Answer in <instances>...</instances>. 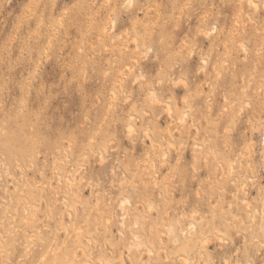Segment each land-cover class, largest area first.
<instances>
[{
    "label": "rangeland",
    "instance_id": "374dc122",
    "mask_svg": "<svg viewBox=\"0 0 264 264\" xmlns=\"http://www.w3.org/2000/svg\"><path fill=\"white\" fill-rule=\"evenodd\" d=\"M262 132L264 0H0V264H264Z\"/></svg>",
    "mask_w": 264,
    "mask_h": 264
},
{
    "label": "bare ground",
    "instance_id": "6f19581e",
    "mask_svg": "<svg viewBox=\"0 0 264 264\" xmlns=\"http://www.w3.org/2000/svg\"><path fill=\"white\" fill-rule=\"evenodd\" d=\"M119 80V79H118ZM169 113V112H168ZM208 124V123H207ZM244 154H245V152H244ZM248 154V153H247ZM242 156H244V155H242ZM248 156V158H249V156H251V154H248L247 155ZM245 157H246V155H245ZM244 158V157H243ZM242 158V159H243ZM241 159V160H242ZM238 161V160H237ZM249 161H250V159H249ZM146 164V163H145ZM148 164V163H147ZM249 164H250V162H249ZM143 165V164H142ZM235 165V164H234ZM248 166V165H247ZM139 167V166H138ZM143 167V166H142ZM142 169V168H141ZM237 169V168H236ZM242 169V168H241ZM246 170V169H245ZM239 171V170H238ZM143 172V171H142ZM144 174V173H143ZM227 174V173H226ZM245 178V177H244ZM254 178V177H253ZM250 179V178H249ZM247 180V179H246ZM253 183V182H252ZM255 183H256V181H255ZM254 185V183L252 184V186ZM255 186V185H254ZM225 187V186H224ZM256 187V186H255ZM257 190H259V188L257 189ZM244 191V190H243ZM257 193H258V196L257 197H255L256 199H254L255 201H253V203H252V206L248 203V212H249V214H250V223H251V225H250V227L253 229V230H256L257 229V232H259L260 230H262L261 228H262V226L264 225V191H262V189H260V191H257ZM34 194H32V195H30L32 198H36V197H38V196H33ZM233 195V194H232ZM189 196V195H188ZM200 197V196H199ZM221 197V196H220ZM233 197V196H232ZM244 197H246V196H244ZM247 198H249V197H247ZM33 199V200H34ZM212 199V198H211ZM242 199V198H241ZM252 199V200H253ZM235 200V199H234ZM37 201V200H36ZM218 201H219V199H218ZM251 201V200H250ZM228 202V201H227ZM230 202V201H229ZM252 202V201H251ZM30 203V202H29ZM186 203H187V201H186ZM244 203V202H243ZM214 204V203H213ZM245 204V203H244ZM247 204V203H246ZM215 205V204H214ZM233 205V204H232ZM120 206H121V208H122V210H123V216L125 215V211H126V201H123V202H121V204H120ZM99 209V208H98ZM224 210V209H223ZM186 211V210H185ZM199 211V210H198ZM194 212V211H193ZM196 212V211H195ZM198 214H199V212H197ZM69 214V213H68ZM196 214V213H195ZM198 214H196V215H198ZM227 214V213H226ZM241 214V213H240ZM69 216V215H68ZM185 216V215H184ZM186 216H187V214H186ZM190 216V215H189ZM200 216V215H199ZM239 216V215H238ZM192 217V216H191ZM195 217V216H194ZM230 217V216H229ZM110 218V217H109ZM204 218V217H203ZM192 219V218H191ZM202 219V218H201ZM184 220H186L185 218H184ZM193 220V219H192ZM191 220V221H192ZM239 220V219H238ZM201 221V220H200ZM230 221V220H229ZM242 221V220H241ZM240 221V222H241ZM109 221H107L106 223H107V225L108 224H110V223H108ZM111 222V221H110ZM244 222V221H243ZM191 223L192 222H189V224L191 225ZM202 223V222H201ZM173 225V224H172ZM170 225V227L167 229L168 230V232H167V234H168V238H170V240L171 241H173V243H177L179 240H180V237H178V234H177V230L174 228L175 226L173 225ZM189 225V226H190ZM196 224H194V226H195ZM202 224H200V226H201ZM168 226V225H167ZM205 227V226H204ZM261 227V228H260ZM182 228V227H181ZM190 228V227H189ZM194 228H196V226L194 227ZM202 228H203V226H202ZM205 228H207V226L205 227ZM203 229V231L204 230H206V229ZM258 228H260V230L258 231ZM188 229V228H187ZM187 229L185 230V229H181L180 230V233H181V238H183V237H186V238H188L187 237V234H188V232H187ZM184 230L186 231V232H184ZM195 230V229H194ZM253 230H250L251 231V234H252V231ZM199 232H200V230H199ZM261 232V231H260ZM203 234V233H206L205 231L204 232H200V234ZM262 233V232H261ZM260 233V234H261ZM214 234H217V233H214ZM263 234H264V232H263ZM190 235H191V233L189 232V237H190ZM209 235V234H208ZM262 235V234H261ZM260 235V236H261ZM140 235H138V236H136V238L137 237H139ZM206 236H207V234L204 236L205 238H206ZM211 236V235H210ZM263 236V235H262ZM192 237L193 236H191L190 238H191V240H192ZM259 237V236H258ZM257 237V238H258ZM264 237V236H263ZM262 237V238H263ZM209 238H211V239H209ZM209 238H207V239H204V238H202V239H204L205 240V245H208L209 244V242H211L210 240H212V237H209ZM260 238V237H259ZM258 238V239H259ZM198 239H200V238H198ZM138 240H139V238H138ZM187 240H189V239H187ZM186 240V243L188 242H191V240L190 241H187ZM207 240H209V241H207ZM263 240H264V238H263ZM136 241V240H135ZM193 241H195V240H193ZM214 241V240H213ZM141 242V241H140ZM208 242V243H207ZM257 242H260V244H261V241L259 240V241H257ZM186 243H184V244H186ZM187 243V245H189V247H190V243L188 244ZM193 243V242H192ZM200 243H201V241H200ZM194 244V243H193ZM193 244H192V246L191 247H193ZM203 244V243H202ZM201 244V245H202ZM203 244V245H204ZM259 244V243H258ZM259 244V245H260ZM263 244H264V241H263ZM262 244V245H263ZM134 245H135V243H134ZM143 245H144V242H143ZM220 245V244H219ZM146 246V245H145ZM197 247H199L198 245H196ZM188 247V248H189ZM220 247V246H219ZM222 247H224V246H222ZM203 248H204V246H203ZM260 248H261V246H260ZM192 249H194V248H192ZM198 249V248H197ZM196 249V250H197ZM201 249V247L199 248V250ZM223 249V248H222ZM198 250V251H199ZM204 250V249H203ZM202 250V251H203ZM264 250V249H263ZM186 251V250H185ZM194 251V250H193ZM198 251H194L195 252V254H196V252H198ZM237 251V250H236ZM255 251H256V249H255ZM199 252H201V251H199ZM199 252H198V254H199ZM205 252V251H204ZM258 252V251H257ZM189 253V252H188ZM187 252H186V254H188ZM235 253V252H234ZM190 254V255H189ZM187 256H189V258L188 257H183L182 258V261H181V264H188L189 263V260H191V258L192 257H194V256H191V254H192V252H190ZM203 254V255H202ZM237 254V253H236ZM193 255V254H192ZM201 255L202 256H205V253H201ZM185 256V255H184ZM191 256V257H190ZM199 255H197V257H198ZM207 256V255H206ZM198 257V258H201V259H203L204 261H207L208 260V257ZM196 258V257H195ZM193 258H192V262H193ZM191 262V261H190ZM191 262V263H192Z\"/></svg>",
    "mask_w": 264,
    "mask_h": 264
},
{
    "label": "snow or ice",
    "instance_id": "6c2138e0",
    "mask_svg": "<svg viewBox=\"0 0 264 264\" xmlns=\"http://www.w3.org/2000/svg\"><path fill=\"white\" fill-rule=\"evenodd\" d=\"M252 7L255 8V7H257V5L256 4H252ZM262 134H264V132H262Z\"/></svg>",
    "mask_w": 264,
    "mask_h": 264
}]
</instances>
